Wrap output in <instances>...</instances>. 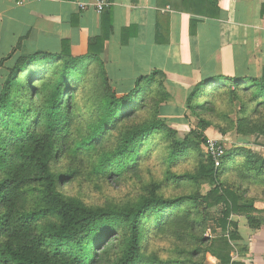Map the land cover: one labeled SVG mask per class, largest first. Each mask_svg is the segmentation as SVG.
<instances>
[{
  "label": "trees",
  "instance_id": "16d2710c",
  "mask_svg": "<svg viewBox=\"0 0 264 264\" xmlns=\"http://www.w3.org/2000/svg\"><path fill=\"white\" fill-rule=\"evenodd\" d=\"M177 3L175 6L171 4L172 8L181 9ZM181 4L206 17L213 18L218 11L216 0H182ZM110 28L102 37L90 41L86 59L71 57L65 48L67 44H62L60 54L37 51L28 55H10L0 62L3 68L1 76L5 71L8 73L4 81L0 80V264H157L155 261L143 262L141 255V242L149 217L154 218L153 224L159 228L165 222L163 215L185 201L195 206L202 205L205 212L220 207L219 217L213 219L220 235L211 240L201 239L200 244L204 247L203 254L212 256L219 264H233L230 254L238 235L230 216L244 213L252 229L261 224L252 215L255 210L248 206L253 201L247 199L243 191L226 186L219 176L220 170L235 167L241 175L264 183V157L245 147L228 151L220 158L218 168L208 154V158L199 162L193 172L169 174L165 179L166 183L188 181L197 187L207 183L213 188L204 196L196 192L165 198L157 193L162 185L160 182L152 183L147 195L141 196L135 204L101 208L87 207L58 191V184L65 183L69 175V170L59 175L51 171V162L59 151L72 160L73 165H77L78 159H85L91 174L110 179L121 171H134L138 160L149 150L148 138L161 132L167 137L170 162L184 158L191 146L203 145L207 149L204 132L212 124L198 112L212 111L208 108L210 102L203 99L210 84L217 87L231 84L234 89L249 93L252 100H240L242 118L235 123V132L241 137H264V122L251 117L259 114L258 109L264 106V67L259 77L249 75L232 79L218 76L201 81L185 104L197 120V132H191L194 143L188 139L179 142L175 131L156 118L158 107L171 99L160 72L139 77L132 88L118 96L102 66L95 62ZM7 61L8 64H3ZM49 64L57 65L53 82L48 87L36 86L34 83L42 78L33 79L32 67ZM92 67L98 70L101 86L105 89V108L86 136L71 137L68 121L73 104L69 100L76 91L71 83L78 82L85 70L91 71ZM19 76L25 78L18 80ZM25 90L29 96H24ZM146 96L151 98V117L143 124L126 130L112 150L105 151L101 147L104 135L115 131L120 119H128L137 107L142 108ZM31 98L32 104L26 105ZM33 98L41 99L38 105H34ZM48 216H53L57 222L45 230L38 229L37 220ZM110 226L125 232L120 255L113 261L109 242L104 244L111 232ZM196 252L193 250L191 255Z\"/></svg>",
  "mask_w": 264,
  "mask_h": 264
},
{
  "label": "crops",
  "instance_id": "0c3cea01",
  "mask_svg": "<svg viewBox=\"0 0 264 264\" xmlns=\"http://www.w3.org/2000/svg\"><path fill=\"white\" fill-rule=\"evenodd\" d=\"M108 1V10L97 13L95 0H0V62L37 51L60 54L62 44L71 57L86 59L90 41L111 26L95 61L109 84L118 94L126 93L139 77L158 71L171 96L166 103H174L172 112L185 110L187 97L201 81L261 74L264 0H216L213 18L191 12L182 0ZM176 2L181 9L172 8ZM248 147L264 157L256 152L262 147ZM248 206L261 224L252 229L244 213L230 216L238 235L231 262L264 264V203ZM207 262L219 264L210 255Z\"/></svg>",
  "mask_w": 264,
  "mask_h": 264
},
{
  "label": "rangeland",
  "instance_id": "374dc122",
  "mask_svg": "<svg viewBox=\"0 0 264 264\" xmlns=\"http://www.w3.org/2000/svg\"><path fill=\"white\" fill-rule=\"evenodd\" d=\"M57 65H35L32 67L33 79L42 78L41 81L34 83L40 87L53 82L56 76L54 68ZM3 71L0 66V80L4 81L7 71L1 76ZM98 70H85L80 80L72 86L76 89L74 97L69 100L73 104V110L68 121V130L71 137L81 135L86 136L89 129L96 125L105 108L104 90L101 86ZM19 76L18 80H23ZM31 78V77H29ZM2 83H0L1 90ZM218 90V91H217ZM116 91V89H115ZM125 93H120L123 95ZM24 96H29L25 90ZM32 96V95H31ZM69 96V95H68ZM34 99V98H33ZM203 99L207 102L211 113L199 111L202 117L211 122L204 136L207 143L213 142L220 146L224 155L234 148L254 146L262 147L264 150V137L252 136L241 137L236 134L234 125L242 118L240 113V100L249 101L252 97L249 93L234 89L231 84L225 87H217L210 84ZM34 99V105L39 101ZM171 101V99H170ZM169 101V103H170ZM32 102L29 100L26 105ZM32 104V103H31ZM142 108L137 107L135 112L128 119H120L116 124L115 131L104 135L101 141V147L105 151L112 150L120 135L130 128L143 124L151 117L152 103L151 98L147 97L142 102ZM164 104V105H163ZM158 107L157 119L164 122L165 126L175 131L179 142L188 139H194L191 132H197V120L187 108L184 111L172 112L168 103H163ZM164 109L162 108L163 106ZM254 103L251 104L253 109ZM174 106V105H173ZM169 109V110H168ZM259 114H252L253 120L264 122V106L258 109ZM150 145L146 155L138 160L134 171H121L113 175L110 179L97 178L88 171L85 159L79 160L77 165L67 159L59 151L50 165L51 171L55 175L66 171L68 179L65 183H59L58 191L66 198L76 199L87 207H122L129 204H135L143 195H147L152 183H162L157 193L165 198L187 196L199 192L204 196L212 186L207 183H201L198 187L188 181H173L166 183L165 179L169 174L180 175L186 172H193L199 162L208 158L207 149L203 145L191 146L188 148L187 155L177 161L170 162L169 147L167 137L161 132L148 138ZM261 145H257L259 143ZM258 149V153H264ZM223 155V156H224ZM235 167H228L226 170H220L219 176L224 184L233 190L244 192L245 197L254 201L256 204L264 203V183L257 182L252 178L241 175ZM165 182V183H164ZM220 207H214L208 211L203 210V206H195L190 201H185L173 211H168L163 218L165 222L159 228L154 226V218L149 217L147 228L144 231V237L141 242V255L143 262H153L157 264H197L198 262H207V255L203 254L201 239H215L220 235V230L213 224V219L219 217ZM53 216L40 218L36 222L37 228L45 230L51 223H56ZM110 226V234L104 244L109 242L111 261L115 259L122 250V242L125 232L122 229ZM193 250H197L195 255H191ZM209 262H211L209 260ZM211 264V263H210Z\"/></svg>",
  "mask_w": 264,
  "mask_h": 264
},
{
  "label": "built area",
  "instance_id": "2783aa9c",
  "mask_svg": "<svg viewBox=\"0 0 264 264\" xmlns=\"http://www.w3.org/2000/svg\"><path fill=\"white\" fill-rule=\"evenodd\" d=\"M110 6L108 0H95L94 7L97 13H102ZM207 152L212 156L215 164V168H218L220 165V158L224 155V151L220 146H217L213 142L207 143Z\"/></svg>",
  "mask_w": 264,
  "mask_h": 264
}]
</instances>
